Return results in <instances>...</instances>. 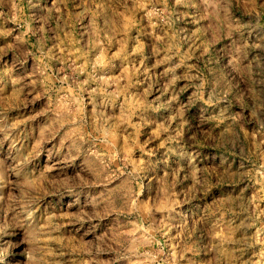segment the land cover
<instances>
[{
  "label": "rangeland",
  "instance_id": "374dc122",
  "mask_svg": "<svg viewBox=\"0 0 264 264\" xmlns=\"http://www.w3.org/2000/svg\"><path fill=\"white\" fill-rule=\"evenodd\" d=\"M0 264H264V0H0Z\"/></svg>",
  "mask_w": 264,
  "mask_h": 264
}]
</instances>
